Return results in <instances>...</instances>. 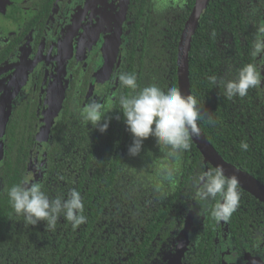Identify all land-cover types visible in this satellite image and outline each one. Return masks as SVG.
Segmentation results:
<instances>
[{
  "label": "trees",
  "instance_id": "obj_1",
  "mask_svg": "<svg viewBox=\"0 0 264 264\" xmlns=\"http://www.w3.org/2000/svg\"><path fill=\"white\" fill-rule=\"evenodd\" d=\"M263 10L264 0H208L192 37L188 62L190 94L201 110L199 127L226 161L264 184V82L249 89L247 96L228 100L223 87L210 80L212 76L232 80L245 64H260L251 52L257 28L264 24ZM168 29L164 19L148 28L138 63L124 65L122 73H135L140 88L151 84L165 91L177 88L175 60L181 27L171 34L165 33ZM130 93L119 81L116 100L105 106L109 126L104 132L90 122L86 125L81 100L73 99L65 102L60 118L49 129L44 159L38 158L43 164L41 175L32 181L41 183L50 198H66L69 190H78L87 217L86 223L73 228L61 216L54 231L46 230L45 221L25 226L7 195L11 186L25 179L29 153L36 144L34 108L27 109L25 103L16 107L7 127V160L0 167V264H150L154 257V261L161 258L168 236L175 235L198 198L196 177L213 167L205 168L192 141L189 150L169 157L168 150L159 149L150 136L138 155H130L133 136L119 108V98ZM241 141L248 143L246 151L241 150ZM167 170H173L171 179ZM239 191V207L228 221L231 230L242 217L247 225L263 224L264 204ZM246 200H252L254 207L246 208ZM215 203L198 205L204 221H214ZM201 247L197 243L199 256Z\"/></svg>",
  "mask_w": 264,
  "mask_h": 264
},
{
  "label": "flooded vegetation",
  "instance_id": "obj_2",
  "mask_svg": "<svg viewBox=\"0 0 264 264\" xmlns=\"http://www.w3.org/2000/svg\"><path fill=\"white\" fill-rule=\"evenodd\" d=\"M195 2L0 0V109L4 108L0 121L5 120L9 111L4 134L0 136V167L7 160V127L18 105L25 103L27 109L34 108L36 118V144L29 153L25 174L32 181L41 175L49 129L60 118L65 102L81 100L83 107L93 98L105 106L114 102L118 75L130 61L133 65L138 63L146 30L157 27L164 19L170 28L165 33L171 34L173 28L181 27L180 37ZM258 65L264 68V62ZM5 100L9 104L1 107ZM59 100L55 119H48V136L38 144L44 111L46 107H55L53 102ZM39 156H43L40 162ZM33 164L37 176L29 178L34 174L30 172ZM193 202L175 235L168 236L161 258L154 261L153 256L150 264H170L173 256L179 254L180 241L186 233L188 241L184 253L179 254V264H264V223L253 221L247 225L242 217L237 228L231 230L229 222L204 221L206 216L199 210L204 201L198 197ZM246 202V208L254 207L252 200ZM256 209L263 211L262 206ZM197 243L202 246V256L197 255Z\"/></svg>",
  "mask_w": 264,
  "mask_h": 264
},
{
  "label": "clouds",
  "instance_id": "obj_3",
  "mask_svg": "<svg viewBox=\"0 0 264 264\" xmlns=\"http://www.w3.org/2000/svg\"><path fill=\"white\" fill-rule=\"evenodd\" d=\"M251 55L264 62V24L257 28ZM118 79L123 87L131 90L130 94L119 98L124 122L133 136V143L128 149L130 155H138L143 141L150 136L156 139L159 149L168 150L169 157H177L190 149L191 138L200 135L197 121L201 119V110L193 95H185L175 87L165 91L157 84L140 88L135 73H120ZM210 80L214 85L223 87L226 99L243 98L248 95L249 89L262 85L264 68L255 63H247L235 79L218 80L212 76ZM107 112L104 103L93 98L81 109V116L86 125L90 122L100 132H104L109 126V119H105ZM208 122L215 124L211 116ZM240 148L246 151L249 145L241 141ZM172 175L173 170H167L166 177L171 179ZM195 187L201 201H216L211 216L217 223H227L239 207L241 192L238 178L235 175L226 176L222 166L202 172L196 177ZM7 195L14 214L23 217L25 226L45 221L46 230L54 231L61 216L73 228L87 221L81 194L74 188L69 190L66 198H50L41 183L25 178L11 186Z\"/></svg>",
  "mask_w": 264,
  "mask_h": 264
},
{
  "label": "water",
  "instance_id": "obj_4",
  "mask_svg": "<svg viewBox=\"0 0 264 264\" xmlns=\"http://www.w3.org/2000/svg\"><path fill=\"white\" fill-rule=\"evenodd\" d=\"M207 3H208V0H196L194 7L188 19L186 20L184 28L179 37V42L177 46V55H176L177 89L180 90L185 95L190 94L189 62L188 61H189L191 41H192L193 34L195 32V29L197 27V24L199 22V19L201 15L203 14L207 6ZM263 14H264V10H263ZM263 18H264V15H263ZM6 103L9 104L7 100L3 101V105L1 107H4ZM2 110L0 109L1 112ZM8 114H9V111L7 110V115ZM7 115L5 114L4 121H0V136H3L4 134L5 123H6L5 121H6ZM199 129H200V135L193 136L191 138V141L194 143L196 148L201 153L205 168L207 169L208 165L212 166L213 168H215L218 165L222 166L226 176L231 177L235 175L238 178L239 187L242 190L248 192L253 197H255L257 200L264 203V184L261 183L258 179H256L250 173L245 172L241 170L240 168L236 167L235 165H233L232 163L226 161L210 144V142L208 141V139L206 138L205 134L203 133L200 127ZM1 144L2 143H0V145ZM187 222H189V219L185 220V224L181 232L184 230ZM183 238L184 240L180 241L181 246L179 249V254L180 253L183 254L186 249L185 245H187L188 233H186L185 237ZM179 254L177 253L176 256H173V260L170 262V264L180 263L182 256H179Z\"/></svg>",
  "mask_w": 264,
  "mask_h": 264
},
{
  "label": "rangeland",
  "instance_id": "obj_5",
  "mask_svg": "<svg viewBox=\"0 0 264 264\" xmlns=\"http://www.w3.org/2000/svg\"><path fill=\"white\" fill-rule=\"evenodd\" d=\"M1 21H2V20L0 19V25L2 24ZM53 103L55 104V107H53L52 109H47V107H46V109H45V111H44V114H43V117H42V119H43L42 122H43V124H44V126H43L44 128H43V127L41 128L42 132L40 133L39 139H38V141H37L38 144H39V142L42 141V139H46V137L48 136V135H47L48 119H49V120H50V118H51V119H55L57 113L59 112V110H58V105H59V103H60V100H59V101H54ZM49 125H50V123H49ZM43 131H44V132H43ZM30 172H31V173L34 172V174L29 175V178H32V177L34 178V177L37 176V167H36L34 164H33L32 167L30 168ZM183 237H185V234H184Z\"/></svg>",
  "mask_w": 264,
  "mask_h": 264
}]
</instances>
